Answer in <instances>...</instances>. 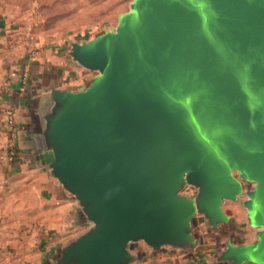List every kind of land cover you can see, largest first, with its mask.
I'll list each match as a JSON object with an SVG mask.
<instances>
[{"label":"water","instance_id":"water-1","mask_svg":"<svg viewBox=\"0 0 264 264\" xmlns=\"http://www.w3.org/2000/svg\"><path fill=\"white\" fill-rule=\"evenodd\" d=\"M66 49L94 75L50 88L33 159L89 227L49 264H136L137 243L191 254L198 216L224 233L212 264H264V0H133L114 29Z\"/></svg>","mask_w":264,"mask_h":264},{"label":"crops","instance_id":"crops-1","mask_svg":"<svg viewBox=\"0 0 264 264\" xmlns=\"http://www.w3.org/2000/svg\"><path fill=\"white\" fill-rule=\"evenodd\" d=\"M8 22L0 16L1 43L10 33ZM5 50L10 53L6 46L0 52ZM8 53L5 74H0V264H49L60 247L89 226L70 196L33 159L38 113L48 105L52 86L78 89L83 85L73 84L71 77L87 71L72 62L65 47L35 49L30 55L12 60ZM7 110L12 112L17 126L13 133L5 125ZM12 149L13 158L9 157ZM196 230L202 243L193 253L171 247L153 252L145 245L140 250L136 244V264H212L210 259L219 249L224 233L218 238L212 236L201 216L197 217ZM236 240L238 244H248L253 239Z\"/></svg>","mask_w":264,"mask_h":264},{"label":"rangeland","instance_id":"rangeland-1","mask_svg":"<svg viewBox=\"0 0 264 264\" xmlns=\"http://www.w3.org/2000/svg\"><path fill=\"white\" fill-rule=\"evenodd\" d=\"M133 0H0V16L9 20L10 33L4 43L0 42V51L4 46L9 52H0V74H5L4 66L12 59L30 55L35 49L65 47L71 42L89 41L94 35L112 30L117 26L118 18L130 10ZM3 54V55H2ZM5 56V57H4ZM3 60V61H2ZM94 74L82 72L72 76L71 81L83 85ZM234 177L237 174L233 173ZM253 184L243 182V192L251 190ZM183 194L195 196V189L186 187ZM242 200L244 196L240 197ZM224 211L232 217V228L236 239L250 242L254 230L245 219L246 211L239 203L226 201ZM232 231V232H233ZM140 250L143 243H137ZM208 254V253H207ZM32 254L30 257L32 258ZM192 262V261H191Z\"/></svg>","mask_w":264,"mask_h":264},{"label":"built area","instance_id":"built-area-1","mask_svg":"<svg viewBox=\"0 0 264 264\" xmlns=\"http://www.w3.org/2000/svg\"><path fill=\"white\" fill-rule=\"evenodd\" d=\"M22 81H25V78L22 79ZM5 125L10 133H13L17 130V126L14 120V116L11 111L7 110L5 112ZM15 156L14 149L10 150L9 157L13 158Z\"/></svg>","mask_w":264,"mask_h":264}]
</instances>
